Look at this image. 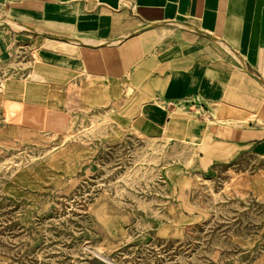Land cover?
I'll use <instances>...</instances> for the list:
<instances>
[{"label": "rangeland", "instance_id": "374dc122", "mask_svg": "<svg viewBox=\"0 0 264 264\" xmlns=\"http://www.w3.org/2000/svg\"><path fill=\"white\" fill-rule=\"evenodd\" d=\"M27 61L0 62V264H264L260 163L62 108Z\"/></svg>", "mask_w": 264, "mask_h": 264}, {"label": "crops", "instance_id": "0c3cea01", "mask_svg": "<svg viewBox=\"0 0 264 264\" xmlns=\"http://www.w3.org/2000/svg\"><path fill=\"white\" fill-rule=\"evenodd\" d=\"M0 13V62L28 59L60 107L116 104L198 146L204 170L254 159L264 185V0H0Z\"/></svg>", "mask_w": 264, "mask_h": 264}, {"label": "water", "instance_id": "95a60500", "mask_svg": "<svg viewBox=\"0 0 264 264\" xmlns=\"http://www.w3.org/2000/svg\"><path fill=\"white\" fill-rule=\"evenodd\" d=\"M4 19H7L6 17H1L0 20H4ZM30 29V27H27ZM65 39H70V40H76V39H73V38H65ZM262 82V81H261ZM262 84L264 85V82H262Z\"/></svg>", "mask_w": 264, "mask_h": 264}, {"label": "bare ground", "instance_id": "6f19581e", "mask_svg": "<svg viewBox=\"0 0 264 264\" xmlns=\"http://www.w3.org/2000/svg\"><path fill=\"white\" fill-rule=\"evenodd\" d=\"M16 25V24H15ZM15 27V26H14Z\"/></svg>", "mask_w": 264, "mask_h": 264}]
</instances>
